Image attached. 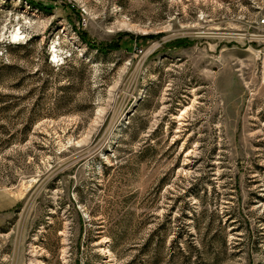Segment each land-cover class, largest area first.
<instances>
[{
	"label": "rangeland",
	"instance_id": "1",
	"mask_svg": "<svg viewBox=\"0 0 264 264\" xmlns=\"http://www.w3.org/2000/svg\"><path fill=\"white\" fill-rule=\"evenodd\" d=\"M263 22L264 0H0V264H264Z\"/></svg>",
	"mask_w": 264,
	"mask_h": 264
},
{
	"label": "trees",
	"instance_id": "2",
	"mask_svg": "<svg viewBox=\"0 0 264 264\" xmlns=\"http://www.w3.org/2000/svg\"><path fill=\"white\" fill-rule=\"evenodd\" d=\"M97 49L102 53L103 51H106L102 45L96 46ZM51 72H54V68L50 67V64L48 65ZM3 70H7L8 72H12L14 70L13 67H4ZM58 71H60L61 69H57ZM0 77L1 74H0ZM39 77V75H38ZM19 85H22V81H20ZM13 100H15V98H12L11 96H2L0 95V115L3 114H9L12 112V110L15 108V104L13 102ZM18 114H22V113H18ZM40 112L36 109H33L31 111V115L29 118H27L25 126L22 130V132L20 133L22 135V140L26 139L25 136L27 135V133L31 130L33 124H35V122H37L40 119Z\"/></svg>",
	"mask_w": 264,
	"mask_h": 264
},
{
	"label": "built area",
	"instance_id": "3",
	"mask_svg": "<svg viewBox=\"0 0 264 264\" xmlns=\"http://www.w3.org/2000/svg\"><path fill=\"white\" fill-rule=\"evenodd\" d=\"M264 23V22H263Z\"/></svg>",
	"mask_w": 264,
	"mask_h": 264
}]
</instances>
